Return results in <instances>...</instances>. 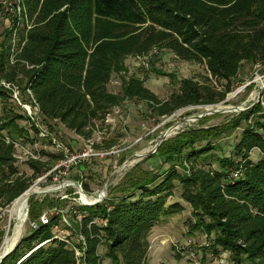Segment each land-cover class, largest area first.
I'll use <instances>...</instances> for the list:
<instances>
[{
	"label": "trees",
	"instance_id": "obj_1",
	"mask_svg": "<svg viewBox=\"0 0 264 264\" xmlns=\"http://www.w3.org/2000/svg\"><path fill=\"white\" fill-rule=\"evenodd\" d=\"M20 4L28 24L0 50V83L30 90L45 120L58 121L86 140L124 100L145 101L162 116L188 105L220 102L228 92L184 78L178 91L160 100L135 75L123 77L121 93L112 92L111 78L126 71L128 57L168 49L180 59L204 64L228 88L243 62H264V0H20ZM12 95V89L0 85V99L7 101ZM262 110L256 104L224 124L183 131L163 141L155 153L168 163L163 172L137 164L117 184V194L80 206L83 216L76 228L84 237L80 257L69 242L56 237L54 227L62 220L53 214L48 223L40 222L23 236L1 264H102V245L111 264H150L152 229L186 208L169 199L178 184L181 199L193 209L190 227L210 238L207 249L212 255L229 252L233 264H264ZM254 115L261 120L251 125ZM24 118L30 119L26 113L0 114V214L63 158L60 152H45L48 160L29 161L33 176L20 171L14 142L7 140L30 138L18 123ZM240 127L230 155L215 156L218 168L208 165L218 139ZM112 145L94 143L96 149ZM83 188L87 191L88 186ZM29 203L30 220H39L43 210L32 197Z\"/></svg>",
	"mask_w": 264,
	"mask_h": 264
},
{
	"label": "rangeland",
	"instance_id": "obj_2",
	"mask_svg": "<svg viewBox=\"0 0 264 264\" xmlns=\"http://www.w3.org/2000/svg\"><path fill=\"white\" fill-rule=\"evenodd\" d=\"M18 7L19 0H0V50L4 43H10L14 35L22 32V28L28 24L24 16L19 14ZM125 67L124 73L113 74L108 85L112 92L121 93L123 77L128 78L131 75L142 78L145 85L157 94L160 100H166L173 92L178 91L180 82L184 78H191L201 84L208 83L212 86V90L218 92H224L226 89L228 92L225 99L220 102L188 105L177 109L172 114L162 116L156 115L148 103L140 99H127L121 105L115 106L107 115L105 122L103 124L98 123L91 140L96 146L106 147L107 144H113L112 147L118 149L119 152L105 159H95L91 163L77 164L69 174V179L80 181L82 187L88 186L84 193L91 198L89 202L95 201V197L92 198L91 196L100 192L106 184H108V193L105 199L111 194H117L115 187L122 181L125 174L135 168L137 164H140V168L153 173L163 172L168 167V163L165 162L164 156L155 154L163 141L183 131L224 124L236 118L242 109L243 111L248 110L256 104H260L263 108L262 112H264V62H243L230 88L225 85L226 81L212 77L204 64L180 59L168 49L158 50L156 55L128 57L125 60ZM14 89L22 105L15 99L13 92L12 98H8L7 101L0 99V114L16 112L26 113L30 117L28 110L23 106V104L31 105V109L34 111L33 105L30 103V92L18 88V86H14ZM39 114L42 127L47 131L46 136L41 137L39 127L31 117L30 119L19 120L18 123L20 127L22 126L24 134L30 137L24 139L23 136H19V139L22 140L19 142L32 146V150H40L41 160H48L45 152H58L55 149L54 141H51L55 137L53 135L55 132L58 141L71 149L82 150L85 148L86 139L67 129L58 121L45 120L42 112ZM199 115L202 117L196 119L195 116ZM257 116L250 117L251 125L261 120ZM261 121L264 122V119ZM242 130V127L237 128L218 139L219 147L212 150L214 160L208 165L218 168L219 163L215 158L230 155L232 145L240 138ZM164 137L165 139L161 142ZM31 138H36L35 142ZM252 156L255 159L258 158L257 150L252 153ZM125 162L126 165L123 167ZM17 165L26 177L33 176L29 161L17 160ZM51 175L45 173L32 181L28 189L41 192L31 197L38 208L43 210L41 216L55 205L67 212L71 225H66L61 221L57 227H54V233L56 237L69 242L75 252L80 251L79 245L83 239L77 233L76 228L77 222L81 223L79 217L83 216L80 206L86 204H83V199L80 200L76 186L62 187L60 176L53 174V178L50 180ZM169 199L170 201L183 202L186 208L182 213L160 221L152 229L149 236V263L233 264L229 252L219 253L218 256L212 255L211 250L207 249L210 238L202 231L193 230L190 227L193 209L190 204L181 199L180 184L177 185L174 195ZM10 207L3 209L0 214V251L6 244L7 236L12 234V231L10 232L12 220H10L8 212ZM87 209L90 210V208ZM27 216L23 232L16 246L21 238L33 229L31 227L33 221L30 220L29 212ZM96 220V222H100L98 219ZM99 253L102 254V264H111V261L104 254L105 247L103 245L99 247Z\"/></svg>",
	"mask_w": 264,
	"mask_h": 264
},
{
	"label": "built area",
	"instance_id": "obj_3",
	"mask_svg": "<svg viewBox=\"0 0 264 264\" xmlns=\"http://www.w3.org/2000/svg\"><path fill=\"white\" fill-rule=\"evenodd\" d=\"M19 14L23 15L22 12V5L20 4V0H19ZM139 57H146V56H139ZM0 85H4L7 88H10L13 90L14 92V96L15 99H17L19 101V103L22 105L21 100L18 98V94L16 92V90L14 89V86H12L10 83H7L6 81H2L0 83ZM31 94V91L28 90ZM32 96V94H31ZM33 108L34 111L31 109V105L28 104H23V106L28 110V113L30 115V117L32 118L33 121H35L36 125L39 127V131H40V135L41 137L46 136L47 131L44 129V127H42V124L40 122V108L36 103V100L33 98ZM33 112V113H32ZM38 113V114H37ZM49 134V133H48ZM47 134V136H48ZM55 137L51 139V141L53 140L55 143V149L63 154V158L60 159L57 164L50 169L47 172V175L55 174L57 176H60L61 178V186L62 187H71L72 185L76 186L77 189L79 190V186H82L80 183V181H73L71 179H69V174L71 173L72 168L80 163L83 162H88L91 163L93 162L95 159H105L106 157L113 155L114 153L119 152L118 149H116L115 147H111L109 149H96L94 147V141L89 139L87 140L86 146L85 148H83L82 150H75V149H71L70 147L60 143L58 141V139L56 138L55 133L53 134ZM8 142H14L15 145V157L18 160L21 161H31V160H40L41 159V153L40 150L36 151V150H32V146H28L25 145L19 141H14V140H7ZM53 143V142H52ZM83 188V187H82ZM84 204V203H83ZM57 215L61 217V220L63 223H65L66 225H71L70 224V220H69V216L67 214V212L62 209L59 208V206L55 205L51 210H49L48 212L44 213L39 220H35L31 223V227L33 229L37 228L39 223H48L49 222V218L51 215ZM80 221L82 220V216L79 217ZM94 221H97L96 219ZM82 239L84 238L82 234H79ZM77 257H80L83 253L80 251H77ZM196 253V252H195ZM196 256V255H194Z\"/></svg>",
	"mask_w": 264,
	"mask_h": 264
},
{
	"label": "bare ground",
	"instance_id": "obj_4",
	"mask_svg": "<svg viewBox=\"0 0 264 264\" xmlns=\"http://www.w3.org/2000/svg\"><path fill=\"white\" fill-rule=\"evenodd\" d=\"M32 192L33 190H28L25 194H23L17 200H15V202L12 204V206L8 210L10 214V218H11L10 220H12V224L10 227V232L12 231V234H9L7 236L6 242H5L6 244L4 245L3 250L0 251V256L3 255L5 252H10L15 247L19 238L21 237L25 223L28 218L27 216V204L29 202L28 197H29V194H31ZM82 199L85 202H89L91 200V198H89V196H87L85 193L82 194Z\"/></svg>",
	"mask_w": 264,
	"mask_h": 264
},
{
	"label": "water",
	"instance_id": "obj_5",
	"mask_svg": "<svg viewBox=\"0 0 264 264\" xmlns=\"http://www.w3.org/2000/svg\"><path fill=\"white\" fill-rule=\"evenodd\" d=\"M242 111H243V109H242ZM200 117H202L201 115H199V116H195V118L196 119H198V118H200ZM165 139V137L164 138H162V140H161V142L163 141ZM160 144V143H159ZM158 147V146H157ZM126 165V162L124 163V165H123V167ZM122 169V168H121ZM107 186H108V184H106L105 185V187L100 191V192H98L96 195H93L92 197H95V201L94 202H84L83 200H82V194L84 193V189L82 188V186H79L78 185V187H79V190H78V193L80 194V200H82V202L84 203V204H86V205H90V204H97V203H99V202H102L104 199H105V197H106V195H107V193H108V188H107ZM52 189H55V188H52ZM29 190V189H28ZM27 190V191H28ZM27 191H25L23 194H25ZM39 192H41V191H38V190H36V191H33L31 194H29V197H28V201H29V199H30V197L32 196V195H34V194H36V193H39ZM22 194V195H23ZM22 195H20V196H22ZM19 196V197H20ZM18 197V198H19ZM17 198V199H18ZM16 199V200H17ZM28 212H29V203L27 204V215H28ZM15 247H16V245H15ZM14 249V248H13ZM12 249V250H13ZM11 250V251H12ZM10 251V252H11ZM10 252H5L3 255H1L0 256V264L3 262V260L7 257V255L10 253Z\"/></svg>",
	"mask_w": 264,
	"mask_h": 264
}]
</instances>
